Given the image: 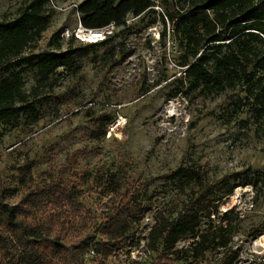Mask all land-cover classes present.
I'll return each instance as SVG.
<instances>
[{
	"label": "rangeland",
	"instance_id": "rangeland-1",
	"mask_svg": "<svg viewBox=\"0 0 264 264\" xmlns=\"http://www.w3.org/2000/svg\"><path fill=\"white\" fill-rule=\"evenodd\" d=\"M29 1L0 0V21L14 19ZM84 1L48 0L44 11L50 23L24 54L43 55L54 48L56 31L70 35L76 30L77 8ZM153 1L152 10L127 16L124 25L114 28L111 41L83 55L74 69L57 70L55 87L43 90L35 101L31 98L42 112L37 123L22 118L14 126L0 125V195L9 205L21 201L29 192L20 183L26 168L37 185L52 180L80 183L90 223L63 239L68 245L88 244L81 260L91 264L97 258L98 225L111 200L104 180L114 179L131 191L138 188L148 210L134 228L135 245H125L108 264H149L153 255L146 251L145 240L156 212L170 210L184 196L171 174L194 168L206 175L220 198L212 224L231 226L230 246L239 250L238 264H264V113L257 111L244 86L220 95L183 93L187 82L177 62L184 51L172 29L190 0ZM62 38L65 49L70 38ZM252 44L263 50L260 41ZM79 46L84 44L75 41L74 47ZM258 79L264 84V73ZM24 80L30 92L33 74ZM104 118L119 120L121 126L109 134L111 123L103 132ZM226 211L231 213L222 221ZM257 231L260 235L255 236ZM189 243L178 244L177 264L218 263L222 250L193 262L184 252ZM16 255L17 264H27Z\"/></svg>",
	"mask_w": 264,
	"mask_h": 264
},
{
	"label": "trees",
	"instance_id": "trees-1",
	"mask_svg": "<svg viewBox=\"0 0 264 264\" xmlns=\"http://www.w3.org/2000/svg\"><path fill=\"white\" fill-rule=\"evenodd\" d=\"M47 2L30 0L14 19L0 21V125L14 126L22 118L37 123L42 112L34 101L43 90L55 87L57 70L74 69L83 55L111 41L110 36L99 43L74 47L75 39L71 37L62 49L63 30H58L52 35L54 48L49 52L25 55L50 23L44 11ZM153 6V0H85L77 12L80 24L94 30L110 24L122 26L127 16L140 17ZM169 18L173 21V16ZM260 35L264 36V2L190 0L189 9L172 29L173 38H179L184 51L177 62L181 79L187 82L183 93L220 95L244 86L256 100L257 111L264 113V84L256 80L259 72L264 73V39ZM259 41L262 51L252 44ZM29 74H33L35 85L26 92L24 77ZM111 123L104 118L100 128L105 132ZM171 177L184 196L180 195V202L170 210L156 212L145 240L146 251L153 255L149 264H177V246L183 241H190L184 252L193 262L200 263L212 252L222 250L217 264H238L239 250L230 246L231 226L212 224L219 213L220 198L206 175L194 168H178ZM104 181L103 189L111 200L98 225L99 239L94 244L97 258L91 264H108L125 245L134 246V228L148 210L137 196L138 188L131 191L130 186L114 179ZM20 183L29 192L17 205L7 204L0 195V264H17V253L27 264H83L81 257L89 251L88 244L68 245L63 239L71 231L88 229L90 223L91 213L82 202L81 184L52 180L37 185L30 168H26ZM230 213L224 212L221 220L225 221ZM258 235L260 231L255 233Z\"/></svg>",
	"mask_w": 264,
	"mask_h": 264
},
{
	"label": "built area",
	"instance_id": "built-area-1",
	"mask_svg": "<svg viewBox=\"0 0 264 264\" xmlns=\"http://www.w3.org/2000/svg\"><path fill=\"white\" fill-rule=\"evenodd\" d=\"M256 1L264 2V0H256ZM114 28H115V25L110 24L106 27L92 30V29L84 28L79 23L76 30L72 31L70 35H68V33L65 32V33H62L61 36L62 37L66 36L68 38L72 37L75 39L76 42H80L81 44L87 45V44H92V43H99V42L106 40L112 35ZM120 126H121V123L119 122V120H117L115 123L111 124L108 130V133L109 134L114 133L115 132L114 129ZM91 254H93V252H91Z\"/></svg>",
	"mask_w": 264,
	"mask_h": 264
}]
</instances>
